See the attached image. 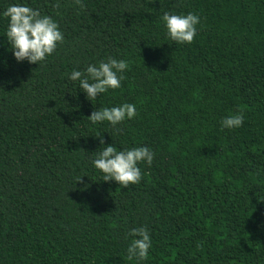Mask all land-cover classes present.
I'll return each instance as SVG.
<instances>
[{
    "label": "trees",
    "instance_id": "obj_1",
    "mask_svg": "<svg viewBox=\"0 0 264 264\" xmlns=\"http://www.w3.org/2000/svg\"><path fill=\"white\" fill-rule=\"evenodd\" d=\"M56 2L0 0L64 36L17 62L0 16V264H264V0ZM165 12L199 16L192 43L168 37ZM109 58L129 63L121 86L89 101L69 76ZM124 103L137 115L119 132L87 119ZM111 144L155 153L138 184L103 181L92 161ZM137 227L143 261L127 255Z\"/></svg>",
    "mask_w": 264,
    "mask_h": 264
},
{
    "label": "clouds",
    "instance_id": "obj_2",
    "mask_svg": "<svg viewBox=\"0 0 264 264\" xmlns=\"http://www.w3.org/2000/svg\"><path fill=\"white\" fill-rule=\"evenodd\" d=\"M74 4L79 6L82 11L85 10L82 0H74ZM52 6L58 10L61 4L57 0ZM0 16L8 20L5 36L17 62L26 60L30 64L38 65L55 52L58 44L64 42L58 22L51 16L42 14L39 9L13 4L0 13ZM162 22L167 29L168 37L173 42L190 44L196 36V26L199 24L200 18L193 13L182 15L165 12ZM128 68L129 63L125 60L109 58L106 62H100L98 65H88L84 71L73 70L69 79L78 81L79 89L86 94L89 101H93L98 95L109 89H118L124 79L123 72ZM136 115V106L124 103L117 107L94 109L87 119L92 124L108 122L119 132L121 130L116 126L125 119H132ZM243 121V112H237L225 117L221 124L222 128L233 129L240 127ZM96 137H100V144L103 145L104 140L101 134H97ZM154 156L155 153L146 146L118 151L111 144L98 153L92 164L103 173V181H115L121 188H127L130 184H138L142 179L141 169L138 165L146 163L151 166ZM129 235L133 239L127 248L128 259L146 260L151 248L148 229L137 227L132 229Z\"/></svg>",
    "mask_w": 264,
    "mask_h": 264
}]
</instances>
